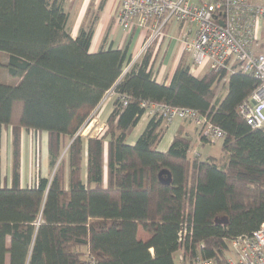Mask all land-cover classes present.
<instances>
[{"label":"trees","instance_id":"obj_1","mask_svg":"<svg viewBox=\"0 0 264 264\" xmlns=\"http://www.w3.org/2000/svg\"><path fill=\"white\" fill-rule=\"evenodd\" d=\"M69 18L64 0H0V67L7 53L8 72L20 79L0 82V264H176L180 249L179 261L188 254L220 260L229 239L264 222V127H251L238 111L258 80L227 69L195 75L183 54L169 83H160L155 41L135 61L129 47L92 53L93 25L74 37ZM220 84L226 93L218 98ZM110 90L117 96L104 132L84 137ZM144 102L208 116L225 133L222 159H201L184 127L160 151L171 123L160 112L129 144L147 114ZM6 131L10 164L3 176ZM24 131L35 134L37 166L47 133L53 169L26 185ZM164 168L170 184L160 181ZM184 222L192 234L181 244Z\"/></svg>","mask_w":264,"mask_h":264},{"label":"built area","instance_id":"obj_2","mask_svg":"<svg viewBox=\"0 0 264 264\" xmlns=\"http://www.w3.org/2000/svg\"><path fill=\"white\" fill-rule=\"evenodd\" d=\"M117 20L127 31L137 27L152 31L134 61L163 34L170 21L192 24L193 35L185 33L181 37L184 50L192 54V73L227 69L231 73L252 74L258 85L239 105L238 111L251 127H264V51L259 50L264 36V3L253 0H201L199 3L190 0H121ZM110 94H115L114 90H110ZM143 106L147 107L148 116L160 112L169 122L180 118L194 123L199 135L210 144L225 136L221 127L196 109L156 103L148 106L145 102ZM189 234L192 229L188 222L182 223L179 242L182 244ZM192 264H264V222L250 234L229 239L220 260L199 255Z\"/></svg>","mask_w":264,"mask_h":264},{"label":"crops","instance_id":"obj_3","mask_svg":"<svg viewBox=\"0 0 264 264\" xmlns=\"http://www.w3.org/2000/svg\"><path fill=\"white\" fill-rule=\"evenodd\" d=\"M66 9L69 11V26L71 28L72 35L77 36L80 27L93 25L95 29L94 37L92 40L90 52L94 53L100 49H123L129 47V53L136 55L140 52L142 44L145 39L152 33L151 30H143L140 27L133 29L132 31L124 30L123 27L118 23L117 15L121 6V0H64ZM194 3H199L201 0H190ZM74 11V12H73ZM194 26L192 24L180 23L177 21H170L166 26L163 34H161L154 42V55H156V69L154 71V76L160 83L168 84L171 76L174 73V69L178 64L181 56L184 54L185 58L189 63L192 62V54L189 51L184 50V46L181 42V37L183 34L188 33L193 35ZM259 50L264 51V36L262 40V46ZM198 75V73H194ZM106 94V105L103 111L100 110V122L102 124L101 129L105 128L106 121L113 110L114 100L116 98L115 94ZM102 108V107H101ZM147 116V117H146ZM149 117L144 114L135 128L140 125L141 134L145 127L147 126ZM184 127L185 132L193 139L195 145H203L201 137L199 136L198 128L194 123L188 120H182L180 118L174 119L159 146L160 151H167L172 139L177 132L178 128ZM134 128V130H135ZM8 135L5 134V160L10 164V131H7ZM31 133L23 132L22 136V184H28L29 173L27 171V161H26V149L27 143L29 142L27 136ZM45 135L44 147H42V140L40 141V171H43L45 166V160L47 161L49 167V157L47 148V133ZM43 134L41 139L43 138ZM137 134L132 140V134L128 137V143L134 144L139 137ZM163 143V144H162ZM195 150V149H193ZM42 162V163H41ZM42 173V172H41ZM43 175V174H42ZM141 229L139 227L138 236L140 239L146 240L148 237L141 235ZM143 230V229H142ZM144 232V231H143Z\"/></svg>","mask_w":264,"mask_h":264},{"label":"rangeland","instance_id":"obj_4","mask_svg":"<svg viewBox=\"0 0 264 264\" xmlns=\"http://www.w3.org/2000/svg\"><path fill=\"white\" fill-rule=\"evenodd\" d=\"M254 2L257 3H264V0H253ZM74 12V11H73ZM147 49V48H146ZM146 49L142 52L144 53L146 51ZM8 57L9 55L7 53H2L1 54V61H2V67H0V82H2L3 84L6 85H16L19 83L20 79L17 77H14L12 75L9 74L8 69L6 67V64L8 62ZM226 93V88L225 86H223V84H220L218 87V91L216 96L218 95V98H221L225 95ZM110 95H107V97ZM106 97H104L103 101H102V105H101V111H103V109L105 108L106 105ZM100 113V112H99ZM100 114L97 113L96 117L92 120H89V122L83 127L81 134L84 137L87 136H99L104 132V128L103 130L101 129V122H100V118H99ZM147 117V116H146ZM149 117V116H148ZM167 130V129H166ZM140 132V125L138 126V128H135V130H133L131 132L132 136L131 138H129V140H132L137 134H139ZM167 132V131H166ZM6 135H8V132H5ZM140 135V134H139ZM35 134L32 132L31 134H29V136H27L28 139V143H27V153H26V161H27V171H28V182L29 184H32V181H36V179L39 177V175H44L46 177H51V172H52V168L49 166L48 164H46V160H45V166L43 167V171H40V166H37L38 164L36 163L35 160V153L37 151V146H36V141H35ZM42 140V147H44V141H45V135L43 134V138ZM67 140V139H66ZM163 144V143H162ZM222 140L217 141L215 144H205V145H193V149H195L197 152L200 153V158L201 159H206L209 156H215L218 157L219 160L222 159ZM66 151L67 149H65V151L63 152V155H66ZM4 157H3V176L8 175V171H9V164H8V158L7 161L5 160V156L6 153L4 151ZM42 163V162H41ZM37 164V165H36ZM42 172V173H41ZM141 235L148 237V235L143 232V230L141 229ZM77 249L84 253L87 248L84 246H78ZM184 250L180 249L177 253H176V264H192V261L195 259L192 255L188 254L186 256V258H184V261H179V255H183ZM85 256V255H84ZM7 264H9V259Z\"/></svg>","mask_w":264,"mask_h":264},{"label":"water","instance_id":"obj_5","mask_svg":"<svg viewBox=\"0 0 264 264\" xmlns=\"http://www.w3.org/2000/svg\"><path fill=\"white\" fill-rule=\"evenodd\" d=\"M171 172L169 169L164 168L159 172V178L161 183L163 184H170L171 182Z\"/></svg>","mask_w":264,"mask_h":264}]
</instances>
